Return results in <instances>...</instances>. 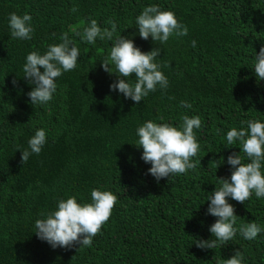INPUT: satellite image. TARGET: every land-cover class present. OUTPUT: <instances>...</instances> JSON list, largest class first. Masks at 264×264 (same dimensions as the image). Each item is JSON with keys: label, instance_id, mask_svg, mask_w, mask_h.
<instances>
[{"label": "trees", "instance_id": "obj_1", "mask_svg": "<svg viewBox=\"0 0 264 264\" xmlns=\"http://www.w3.org/2000/svg\"><path fill=\"white\" fill-rule=\"evenodd\" d=\"M152 4L172 11L187 35L165 43L142 39L136 18ZM13 12L31 15V39L11 37ZM92 19L102 30L115 22L114 39H82ZM63 33L79 49L77 66L56 78L51 101L33 105L26 56L43 55ZM119 35L142 52L160 49L155 62L167 89L157 86L137 103L110 88L118 79L135 81L134 73L123 78L101 66ZM262 46L264 0H0V264H223L237 250L243 264H264V198L254 192L245 203L227 198L237 215L233 240L215 249L195 243L215 239L209 228L218 217L208 212L207 199L219 178L230 180L228 156L250 162L239 142L227 146V131L253 119L264 123V79L253 69ZM184 115L203 122L194 129L196 167L157 181L136 130L148 120L180 127ZM38 129L46 143L22 164L21 152L31 151L28 140ZM93 188L111 191L117 203L91 246L53 248L37 237V219L70 196L91 203ZM253 221L262 231L246 240L239 229Z\"/></svg>", "mask_w": 264, "mask_h": 264}, {"label": "clouds", "instance_id": "obj_2", "mask_svg": "<svg viewBox=\"0 0 264 264\" xmlns=\"http://www.w3.org/2000/svg\"><path fill=\"white\" fill-rule=\"evenodd\" d=\"M72 11H76V8L73 7ZM31 21L32 17L28 13L23 15L11 13L8 21L11 37L31 39L34 31ZM109 23L111 30H102L97 20L92 19L84 27L82 39L89 44H94L97 37L112 41L117 29L115 22L110 20ZM136 24L142 39L147 40L151 36L153 41L160 43L167 42L173 35L179 37L188 33L187 27L177 20L172 11L161 10L155 4L143 8L136 18ZM60 39L62 42L49 45L43 55L32 51L26 56L23 72L24 76L30 78L35 84L28 93L33 105L51 101L53 93L57 90L56 78L77 66L79 49L72 45L67 33H63ZM192 43L195 47L196 42ZM159 53L158 48L142 52L135 46L132 39L121 35L116 36L110 55L106 60H102L101 66L106 72H114L123 78L131 77L134 73L135 81L118 79L110 85V88L118 90L126 98H131L137 103L150 92H154L157 86L167 89L168 79L160 70L161 65L155 62ZM110 64L114 66L115 71L109 67ZM40 68H43V72ZM253 69L258 80L264 79V46L260 48L259 53H256ZM13 83L15 84V81ZM181 106L192 107L187 101H181ZM163 119L160 117L161 121ZM242 123H246L247 127L239 129L233 127L227 131V146L236 145L239 142L241 151L250 162H243L244 157L239 154L228 156L227 162L233 166L230 180L219 178L221 186L218 189L215 188L207 199L210 201L208 212L218 217L209 228L215 239L195 241L196 246L202 249H215L218 244L222 246L234 239L237 231L234 227L237 215L234 206L228 202V197L239 203H245L254 192L256 198H264V172L261 170L262 162H264V123L255 119ZM202 124L199 116L184 115L180 127L167 122L156 123L148 120L137 128L136 145L142 146V159L151 164L148 172L157 181L173 174H184L196 167L191 158L197 155L200 144L197 142L194 129H200ZM45 143V130H36L28 140L31 151L25 149L21 152L22 164L28 161L32 153L39 154ZM218 166L219 164L216 168ZM91 201V203L81 204L73 196L60 200L57 208L49 212L46 218L35 221L37 237L47 241L53 248L70 247L76 242L83 246H91L93 237L109 220L117 203V196L111 191L93 188ZM239 231L244 239L253 240L262 228L253 221L242 225ZM243 260V254L237 250L234 255L224 260L223 264H243Z\"/></svg>", "mask_w": 264, "mask_h": 264}]
</instances>
